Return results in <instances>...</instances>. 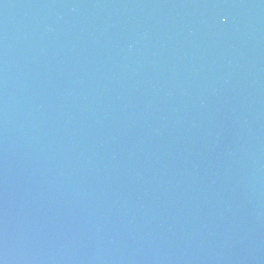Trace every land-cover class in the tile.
<instances>
[{"label":"water","instance_id":"obj_1","mask_svg":"<svg viewBox=\"0 0 264 264\" xmlns=\"http://www.w3.org/2000/svg\"><path fill=\"white\" fill-rule=\"evenodd\" d=\"M0 264H264V0H0Z\"/></svg>","mask_w":264,"mask_h":264}]
</instances>
